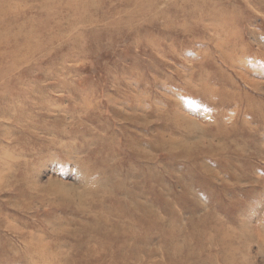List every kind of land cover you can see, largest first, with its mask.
I'll return each instance as SVG.
<instances>
[{"label":"rangeland","instance_id":"obj_1","mask_svg":"<svg viewBox=\"0 0 264 264\" xmlns=\"http://www.w3.org/2000/svg\"><path fill=\"white\" fill-rule=\"evenodd\" d=\"M78 242L264 264V0H0V264Z\"/></svg>","mask_w":264,"mask_h":264},{"label":"bare ground","instance_id":"obj_2","mask_svg":"<svg viewBox=\"0 0 264 264\" xmlns=\"http://www.w3.org/2000/svg\"><path fill=\"white\" fill-rule=\"evenodd\" d=\"M133 116V117H132ZM132 116H130V118H128L129 120H133V121H137V122H139V120L141 121V123L142 122H145L146 123V119H144V121L143 120H141L142 118H140L139 116V114L137 115L136 113H134ZM143 116H146V115H143ZM141 117H142V115H141ZM147 117V116H146ZM172 144V143H171ZM188 150H189V148L190 147H186ZM53 183L54 184H57V182L56 181H49L48 182V185H47V187L46 188H51V185H53ZM64 232H66L67 233V236L68 235H70V232L68 233L67 231H70L69 230V228L67 229V228H65V229H62ZM61 233V234H64V232L62 233V232H60V231H55V233ZM54 233V234H55ZM66 236V235H65ZM64 236V237H65ZM85 240V244H87L88 242V238H87V240L86 239H84ZM29 246V245H28ZM48 246V245H47ZM47 246H44V247H41L40 245L39 246H37V249L39 250L38 252L40 253V255H44L46 252H45V248L47 247ZM49 247H51V245H49ZM70 247H71V249H70ZM69 247V251H68V254H66V255H63L62 257H60L61 258V260L62 261H64V262H67V263H69L70 264V261L72 260L73 261V263L75 264V263H77V264H92V260H94V259H92V258H90L89 257V253H91V254H94L95 252H100V248L101 249H103V250H105V246L103 245V246H101L100 248L98 247V248H92V247H90L89 245H85V247L83 246V244L82 243H76V244H73V245H71ZM107 249V248H106ZM70 254L71 255H76V256H74V257H78V258H76L77 259V261L75 262L73 259H71L70 258ZM28 258V257H27ZM71 259V260H70ZM28 260L29 259H27L26 261L28 262ZM60 260V259H59ZM71 261V262H72ZM30 262V261H29Z\"/></svg>","mask_w":264,"mask_h":264}]
</instances>
